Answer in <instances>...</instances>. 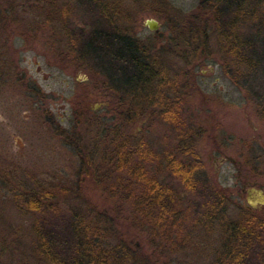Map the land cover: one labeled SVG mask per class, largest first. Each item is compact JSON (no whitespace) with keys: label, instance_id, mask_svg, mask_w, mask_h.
Returning a JSON list of instances; mask_svg holds the SVG:
<instances>
[{"label":"rangeland","instance_id":"rangeland-1","mask_svg":"<svg viewBox=\"0 0 264 264\" xmlns=\"http://www.w3.org/2000/svg\"><path fill=\"white\" fill-rule=\"evenodd\" d=\"M201 3L125 0V35L148 57L161 54L162 64L171 66L170 77L180 99L183 126L173 127L147 113L144 121L122 127L126 135L146 140L160 156L158 162L145 167L179 196L177 225L183 232L175 235L178 249L152 251L150 242L156 246L168 241L161 237L152 240L149 232L136 234L123 214L115 217L116 200L90 181L82 183L74 194L62 191L68 186L55 188L54 199L62 211L73 199L105 210L116 218V228L124 236L130 233L129 237L138 240L144 255L163 263L172 259L173 264L214 263L222 239L219 224L204 228L196 221L221 201L230 219L237 220L243 213L255 225V237L245 249V264H264V206H258L257 196L248 193L250 189L264 193V0H246V12L234 24L241 34L236 54L223 49L225 43L220 36L233 27L229 22L235 14L223 9L219 15L206 14ZM0 4L13 9L4 22L9 39L4 49L5 83L0 88V264H15L19 255L13 250L30 248L24 238L27 227L39 219L46 225H61V217L30 213L21 205L16 208L14 202H8L11 189L27 191V183L34 179L51 186L76 182L79 158L59 139L56 127L72 129L74 120L81 123L82 116H88L89 129L83 125L80 128L83 145L94 152L98 164L104 143L97 137L100 126L116 125L118 100L128 102L115 81L119 73L114 46L102 54L82 49L93 31L106 32L107 28L99 7L91 0H0ZM146 20L158 23L157 32L147 29ZM240 58L245 62L238 68ZM20 75L40 90L44 101L39 103L24 95L17 85ZM124 87L128 97H133L134 86ZM122 104L123 108L117 110L123 113L127 108ZM43 107L52 122L41 113ZM186 131L192 135L199 156L192 191H187L161 161L166 152H175L177 134ZM248 202L258 206L252 213L244 209Z\"/></svg>","mask_w":264,"mask_h":264},{"label":"trees","instance_id":"trees-1","mask_svg":"<svg viewBox=\"0 0 264 264\" xmlns=\"http://www.w3.org/2000/svg\"><path fill=\"white\" fill-rule=\"evenodd\" d=\"M91 1L99 7L107 28L106 32L93 31L90 41L82 49L84 52L95 49L102 54L110 45L114 46L116 70L119 73L115 81L128 104L124 100H118L114 111L118 118L117 124L100 126L97 137H101L104 143L98 164L94 162V152L83 145L80 128L83 125L89 129L91 121L88 116H82L81 123L78 119L74 120L70 130L62 128L60 130L56 127L55 132L58 133L59 139L63 144L71 146L79 158L76 182H69L67 185L58 183L53 187L48 184L49 182L46 183L47 181L34 179V182L27 183V191L19 193L11 189L12 197L8 202L11 204L14 202L16 208H20L18 205H21L30 213L61 217V225H46L43 219H39L27 227L29 231L24 238L27 239L30 248L28 251L17 248L13 250L19 255L15 264H173L172 259L167 261L165 259L163 263L161 259L144 255V247L138 240L129 237L130 233L124 236L116 228V218L111 217L105 210L100 211L96 207L73 199L69 202L67 210L62 211L60 204L54 199L57 193L55 188L58 190L68 186L62 191L74 194L80 190L82 183L90 181L99 186L108 197L116 200L115 217L123 214L124 221L134 225L136 234L149 232L152 240L156 241L161 237L168 241L165 244H157L158 248L154 245L156 243L150 242L152 251L156 252L157 249L173 251L179 247L175 241L177 240L175 235L183 232L177 225L181 214L179 196L175 190L151 175L145 167L147 164L158 162L160 156L149 148L146 140L126 135L122 130L124 125L147 119V113L158 116L173 127L183 126L179 115L180 99L174 90L173 78L170 77L171 66L166 67L162 64L161 54L153 58L148 57L144 50L125 35L126 28L123 27V23L128 17L125 0ZM245 3L246 0H202L201 3L206 14L219 15L221 9L225 13L231 10L232 14H235V18L229 22L233 27L230 26L226 34L220 35L225 43L223 49L229 54H236L240 49L241 34L234 24L240 21V16L246 12L243 10ZM12 10L11 7L7 8L0 4V88L5 83L2 78L6 74L3 68L6 70L7 67L4 49L7 48L9 39V35L4 31V22ZM118 23L120 25L117 26ZM110 32H113L112 36ZM242 62H245L242 58L237 60L238 68ZM24 78L20 75L19 82L15 81L17 85H21L19 87L24 95L38 100L37 102L44 101L45 96L40 90ZM127 85L134 86L133 97H128L126 90L123 89ZM121 101L127 108L122 110L123 113L117 110V107L123 106ZM41 113L47 122H52L46 108L41 110ZM186 132L177 134L175 152H166L161 161L166 170L187 191H192L193 177L199 168V156L195 143L191 142L192 135ZM239 216L237 220L230 219L224 203L220 201L196 221L204 228L207 224H219L217 226L222 238L221 246L216 252L213 264L246 263L245 249L255 237L253 231L255 225L248 217H244L243 213ZM178 238L180 239V235Z\"/></svg>","mask_w":264,"mask_h":264},{"label":"water","instance_id":"water-1","mask_svg":"<svg viewBox=\"0 0 264 264\" xmlns=\"http://www.w3.org/2000/svg\"><path fill=\"white\" fill-rule=\"evenodd\" d=\"M144 25L151 32H156L158 30V28H159L158 23L156 21H154V20H146V22H145ZM251 194L257 196L256 201H259L258 203L260 205H264V193L262 191L252 190V193ZM249 205L252 206V207H255V204H252V203L250 204L249 203Z\"/></svg>","mask_w":264,"mask_h":264},{"label":"flooded vegetation","instance_id":"flooded-vegetation-1","mask_svg":"<svg viewBox=\"0 0 264 264\" xmlns=\"http://www.w3.org/2000/svg\"><path fill=\"white\" fill-rule=\"evenodd\" d=\"M156 32H157V31H156ZM241 190H242V189H241ZM252 190H253V189H250L248 193L251 194V193H252ZM242 191L244 192V189H243ZM258 206H261V205L258 204ZM258 206L252 207V206H250V205L248 204L244 209H245L247 212H251V213H252V212H254V211L256 210L255 208L258 207ZM262 206H264V205H262Z\"/></svg>","mask_w":264,"mask_h":264}]
</instances>
